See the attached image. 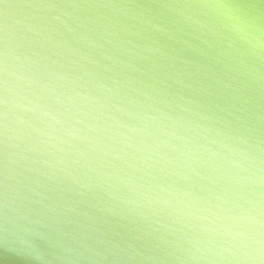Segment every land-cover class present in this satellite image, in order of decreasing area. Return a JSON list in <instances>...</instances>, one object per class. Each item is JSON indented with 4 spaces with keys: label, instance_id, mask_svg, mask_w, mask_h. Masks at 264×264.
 <instances>
[{
    "label": "water",
    "instance_id": "95a60500",
    "mask_svg": "<svg viewBox=\"0 0 264 264\" xmlns=\"http://www.w3.org/2000/svg\"><path fill=\"white\" fill-rule=\"evenodd\" d=\"M0 264H264V0H3Z\"/></svg>",
    "mask_w": 264,
    "mask_h": 264
},
{
    "label": "snow or ice",
    "instance_id": "6c2138e0",
    "mask_svg": "<svg viewBox=\"0 0 264 264\" xmlns=\"http://www.w3.org/2000/svg\"><path fill=\"white\" fill-rule=\"evenodd\" d=\"M3 2V0H0V3H2Z\"/></svg>",
    "mask_w": 264,
    "mask_h": 264
}]
</instances>
